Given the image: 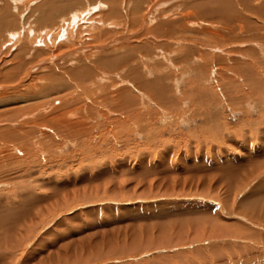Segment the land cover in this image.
I'll return each mask as SVG.
<instances>
[{"label": "rangeland", "instance_id": "obj_1", "mask_svg": "<svg viewBox=\"0 0 264 264\" xmlns=\"http://www.w3.org/2000/svg\"><path fill=\"white\" fill-rule=\"evenodd\" d=\"M0 264H264V0H0Z\"/></svg>", "mask_w": 264, "mask_h": 264}, {"label": "bare ground", "instance_id": "obj_2", "mask_svg": "<svg viewBox=\"0 0 264 264\" xmlns=\"http://www.w3.org/2000/svg\"><path fill=\"white\" fill-rule=\"evenodd\" d=\"M97 20V19H96ZM100 22V21H99ZM99 22L97 21L96 22V24L93 26V27H95L96 28V31L98 30V28H99ZM65 23V22H64ZM62 25V24H61ZM64 26V25H63ZM62 26V27H63ZM67 27V26H66ZM90 28V27H89ZM73 30V29H72ZM84 30V29H83ZM68 31H70V33L68 32ZM81 31H82V29H81ZM50 32L51 31H49L48 32V34L50 35ZM44 33V32H43ZM68 33H69V35H68ZM73 31H71L70 30V28H69V30H67V32H66V28H61V27H59V28H57V29H55V30H53L52 32H51V36H52V41H53V44L54 45H57V44H59V43H61L62 42V40H64L66 37H67V35H68V39L70 40L69 42H71L72 40H73V38L74 37H71V35L73 36ZM96 35H97V33H95ZM100 33H99V30H98V35H99ZM78 35V34H77ZM94 37H93V39H95V35H93ZM50 36H48L47 35V38H46V41H49L48 39H50L49 38ZM97 37V36H96ZM98 38V37H97ZM92 39V38H91ZM39 40V39H38ZM44 40L42 39L41 40V42H40V40H39V43L38 44H45L44 42H46V41H44ZM47 43V42H46ZM40 46V45H39ZM253 92H255V91H253ZM257 92V91H256ZM255 92V93H256ZM253 94V93H252ZM253 96H254V94H253ZM36 114V113H35ZM15 117V116H14ZM25 119V118H24ZM56 120V119H55ZM52 122V121H51ZM59 127V126H58ZM57 127V128H58ZM70 127V126H69ZM76 127V126H75ZM68 128V127H67ZM72 128V127H71ZM22 129V128H21ZM21 132H23V131H21ZM74 139V138H73ZM37 149V148H36ZM23 163V162H22ZM104 182V181H103ZM105 183V182H104Z\"/></svg>", "mask_w": 264, "mask_h": 264}]
</instances>
